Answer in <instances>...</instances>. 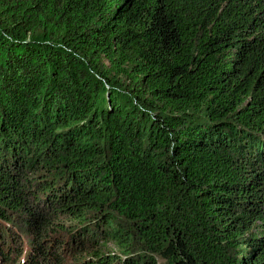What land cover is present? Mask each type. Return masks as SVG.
I'll return each mask as SVG.
<instances>
[{
    "label": "trees",
    "instance_id": "1",
    "mask_svg": "<svg viewBox=\"0 0 264 264\" xmlns=\"http://www.w3.org/2000/svg\"><path fill=\"white\" fill-rule=\"evenodd\" d=\"M0 264H264V0H0Z\"/></svg>",
    "mask_w": 264,
    "mask_h": 264
}]
</instances>
